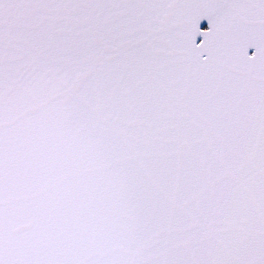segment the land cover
Segmentation results:
<instances>
[{
    "label": "snow or ice",
    "instance_id": "1",
    "mask_svg": "<svg viewBox=\"0 0 264 264\" xmlns=\"http://www.w3.org/2000/svg\"><path fill=\"white\" fill-rule=\"evenodd\" d=\"M0 264H264V0H0Z\"/></svg>",
    "mask_w": 264,
    "mask_h": 264
}]
</instances>
